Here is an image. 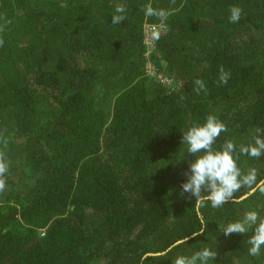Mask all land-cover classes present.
<instances>
[{"label": "trees", "instance_id": "1", "mask_svg": "<svg viewBox=\"0 0 264 264\" xmlns=\"http://www.w3.org/2000/svg\"><path fill=\"white\" fill-rule=\"evenodd\" d=\"M145 26H161L148 56ZM0 29V264H174L203 248L208 264H264V246L249 254L255 225L223 233L264 217L258 188L238 201L264 181V155L237 152L256 182L221 208L181 189L193 124L217 116L215 146L238 150L264 129V0H0Z\"/></svg>", "mask_w": 264, "mask_h": 264}, {"label": "clouds", "instance_id": "2", "mask_svg": "<svg viewBox=\"0 0 264 264\" xmlns=\"http://www.w3.org/2000/svg\"><path fill=\"white\" fill-rule=\"evenodd\" d=\"M229 22L238 23L241 19L243 9L239 6H232L229 9ZM117 13H124L123 6L117 7ZM124 20L123 15H114L113 24H120ZM2 30V29H0ZM3 39H0V47L3 46ZM219 83L227 85L231 73L223 66L219 69ZM193 91L199 95L207 93V86L203 79H196ZM227 125L215 115H208L203 124H193L188 130L182 133L181 144H186L187 153L195 157L189 163V170L184 173L186 181L182 183V194L188 193L195 197L196 207H205L210 203L212 208H221L224 204L233 201L234 193L243 186H251L256 182V170L251 169L247 173L238 166L239 154L259 158L264 155V129L257 128L253 142L241 145L239 150L232 140H226L222 145L216 147V142L221 133L227 132ZM0 144L7 147V140L0 135ZM0 148V192L6 187V173L9 169V162L6 154ZM264 181L257 184V188L264 192ZM256 189H253L255 191ZM255 225L254 234L249 239L251 248L249 254L258 256L264 246V217H260L256 211H249L243 220L230 222L223 229L225 236L237 233L245 234L250 227ZM216 256L214 251L203 248L194 252L191 256L180 255L176 257L174 264H208Z\"/></svg>", "mask_w": 264, "mask_h": 264}, {"label": "rangeland", "instance_id": "3", "mask_svg": "<svg viewBox=\"0 0 264 264\" xmlns=\"http://www.w3.org/2000/svg\"><path fill=\"white\" fill-rule=\"evenodd\" d=\"M160 28H161V26H159V27L158 26H145L144 27V37H145V44H146V48H147L146 49L147 50L146 56H148L150 54V52H151V42H152L153 36L156 33H158ZM146 74L150 75L151 77H156V73H155V70H154L152 65L147 64V66H146ZM163 83H165V85L168 88H171L172 85L176 84L175 80L172 79V78H164Z\"/></svg>", "mask_w": 264, "mask_h": 264}, {"label": "water", "instance_id": "4", "mask_svg": "<svg viewBox=\"0 0 264 264\" xmlns=\"http://www.w3.org/2000/svg\"><path fill=\"white\" fill-rule=\"evenodd\" d=\"M261 183V182H260ZM259 183V184H260ZM257 186V185H256ZM254 189H257V187H255ZM254 191H253V189L248 193V194H245L244 196H242L240 199H238V201H241V200H244L245 198H247L250 194H252ZM193 237V236H192ZM187 240V239H186ZM186 240H184V241H186ZM184 241H180V242H177L176 244H179V243H181V242H184ZM175 244V245H176ZM158 255V254H157Z\"/></svg>", "mask_w": 264, "mask_h": 264}, {"label": "built area", "instance_id": "5", "mask_svg": "<svg viewBox=\"0 0 264 264\" xmlns=\"http://www.w3.org/2000/svg\"><path fill=\"white\" fill-rule=\"evenodd\" d=\"M156 77H158V76H156ZM158 78L161 79L160 76H159ZM163 80H164V79H162V80H160V81L163 82Z\"/></svg>", "mask_w": 264, "mask_h": 264}]
</instances>
